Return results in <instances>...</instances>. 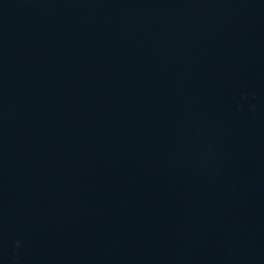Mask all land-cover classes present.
Here are the masks:
<instances>
[{"label": "water", "instance_id": "water-1", "mask_svg": "<svg viewBox=\"0 0 264 264\" xmlns=\"http://www.w3.org/2000/svg\"><path fill=\"white\" fill-rule=\"evenodd\" d=\"M0 264H264V0H0Z\"/></svg>", "mask_w": 264, "mask_h": 264}]
</instances>
